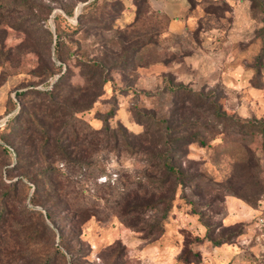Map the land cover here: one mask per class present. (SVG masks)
<instances>
[{
  "label": "rangeland",
  "instance_id": "rangeland-1",
  "mask_svg": "<svg viewBox=\"0 0 264 264\" xmlns=\"http://www.w3.org/2000/svg\"><path fill=\"white\" fill-rule=\"evenodd\" d=\"M163 1L148 0L147 7L134 12L124 10L129 0H121L124 7L116 8L111 29L90 26L74 32L79 0H0V140L10 148L9 158L0 154V264H185L178 257L186 249L198 256L190 255L188 264H264V231L255 227L264 192L259 134L251 136L227 122L216 131L210 111L180 104L175 119L201 123L193 130L207 145H184L178 161L191 179L177 187L161 220L160 211L125 214L123 203L120 209L108 200L112 188L129 190L130 200L151 198L146 187L130 191L129 186L136 175H158L144 155L83 148L80 152L95 167L91 177H82L51 152L44 155L49 160L32 156L40 143L31 131L12 138L5 126L21 110L16 93L50 88L60 69L69 68L68 82L86 89L79 75L82 59L103 66L110 82L77 92L68 102L78 126L97 128L107 118L110 126L122 124L137 134L143 130L138 112L170 118L176 98L166 89L180 84L215 100L230 118L264 122V0H254L253 6L250 0H186L182 14L173 0ZM162 7L171 10L161 13ZM57 14L65 22L56 21ZM174 16L178 19L171 22ZM13 123L15 129L19 123ZM17 152L26 157L21 165ZM46 160L64 173V189L42 196L34 206V182H54L50 175L40 176ZM9 187L15 188L14 199L3 209ZM31 208L42 216L27 215ZM155 220L160 233L141 231ZM20 224L29 225L28 232ZM226 238L230 244H212Z\"/></svg>",
  "mask_w": 264,
  "mask_h": 264
},
{
  "label": "trees",
  "instance_id": "trees-1",
  "mask_svg": "<svg viewBox=\"0 0 264 264\" xmlns=\"http://www.w3.org/2000/svg\"><path fill=\"white\" fill-rule=\"evenodd\" d=\"M250 1L253 6L254 0ZM79 3L82 7L76 17V28L72 30L74 32L90 26L111 29L116 8L124 7L121 0H79ZM148 5V0H129V4L124 7V10L136 12L140 6L147 7ZM66 15L74 16V13L66 11ZM54 18L58 22H65L64 17L60 14L55 15ZM57 35L55 54H59L60 37L59 34ZM80 64L84 68H79V75L84 78L83 85L85 84L86 89H82L80 85L75 86L68 82L69 75H71L69 74V68L65 71H61L60 69L56 72L58 77L50 88L44 90L27 88L16 93L21 110L14 121H17L19 124L14 129V121H8L5 126L10 129V137L12 136V138L19 131H22V135L26 134L27 131H31L34 135H37L40 143V151H35V148L30 151L31 153L34 152L32 156L39 155V157L50 159L51 157H45L44 155L51 152L53 157L60 163H63L66 169L78 171L82 177H91L92 169L95 167V164L80 152L83 148L88 149V151L95 149V151L115 154L126 153L134 155L140 153L144 155L149 165L158 170V175H136L129 186L132 187L130 191L131 189L139 191L146 187L150 191V199L136 200L138 198L136 195V198L130 200L127 199L130 194L129 190L120 191L119 188L108 190L110 192L108 193V200L112 201L120 209L123 203V212L125 214L141 216L157 210L161 213V220H164L167 217L170 202L174 199L177 187L184 186L191 179L182 170L178 161L179 155L184 152V145L197 142L201 147H205L207 143L205 139L201 138L193 130L197 127H202L201 123L175 119L176 109L180 104L184 105L186 102H190L195 108L210 111L213 117L212 126L216 131H218V125L227 122L241 131L251 132V136L259 134L264 144L263 121L242 122L230 118L222 112L221 107L215 100L205 96L203 93L194 92L188 86L182 84L167 86V92H169L171 97L176 98L173 104L175 109L172 111L169 119H159L154 114L138 112L137 124L142 125L143 130L137 134L133 130L129 131L122 124L114 127L110 126L107 118L103 119L102 125L97 128L90 127L89 125L85 127L78 126L77 120L74 118L75 112L70 108L68 102H73L72 98L77 92L81 94L82 92H87L92 87L104 88L110 82L108 71L96 61L82 59ZM54 74L53 71L50 72L51 76ZM10 102L14 107V102L12 100ZM73 105L75 106L76 102ZM9 110H13V108L11 107ZM68 111H73V115H71L70 119L63 120V115L68 113ZM142 118L146 120L143 122ZM59 130L60 132L58 133ZM48 131H56L55 136L51 137ZM211 136V139L217 137L216 133H213ZM0 154L3 157H10V148L6 145L5 140L2 143L0 142ZM15 155L19 165L26 159L25 156H22L21 152H17ZM27 156L29 157V155ZM48 160L44 161V171L40 176L46 177L50 175L54 182H48L47 180L42 182L36 180L34 182V191L30 199V203L34 206H38L42 196L53 197L57 191L62 190V187L64 189V185H62L60 180V176L62 177L64 173L61 172V169L49 163ZM13 189L15 190V188L9 187L4 190L3 198L5 199V206H3V209L13 201ZM124 194L126 195L122 196ZM26 213L27 215L35 216L37 219L42 216L41 211L34 208L26 209ZM49 217V213H46V218L49 219ZM41 223L44 224V222ZM144 225L140 228L141 231L147 230L149 233L154 231L160 233L163 229L159 220H155L151 224L145 222ZM20 227L25 233L29 230V225L27 224H20ZM225 243L230 244V238L212 241L214 246H220ZM55 250V253L62 255L57 248ZM190 255L198 258L197 254H192L191 250L186 249L179 255L178 261L188 264L191 261Z\"/></svg>",
  "mask_w": 264,
  "mask_h": 264
},
{
  "label": "built area",
  "instance_id": "built-area-1",
  "mask_svg": "<svg viewBox=\"0 0 264 264\" xmlns=\"http://www.w3.org/2000/svg\"><path fill=\"white\" fill-rule=\"evenodd\" d=\"M259 214L255 220V227L259 231H264V192L258 201Z\"/></svg>",
  "mask_w": 264,
  "mask_h": 264
},
{
  "label": "crops",
  "instance_id": "crops-1",
  "mask_svg": "<svg viewBox=\"0 0 264 264\" xmlns=\"http://www.w3.org/2000/svg\"><path fill=\"white\" fill-rule=\"evenodd\" d=\"M161 1H163V0H161ZM173 2L176 4V5H178V9H177V13H183L184 11H185V9H186V6L184 5V2L186 3V0H173ZM163 3L166 5V4H169L167 1L166 2H164L163 1ZM159 9V11L161 12V13H168V10H171V8H168V7H162V8H158ZM174 20H172L171 19V22H173V21H176L177 19H178V17L177 16H174V17H172ZM175 24V23H174ZM176 25H177V23H176ZM177 27V26H176ZM178 30H179V27H178ZM176 33H178V32H176ZM180 33V32H179Z\"/></svg>",
  "mask_w": 264,
  "mask_h": 264
}]
</instances>
